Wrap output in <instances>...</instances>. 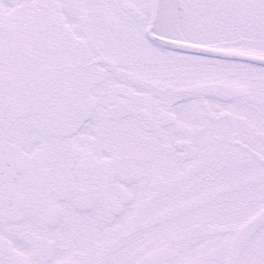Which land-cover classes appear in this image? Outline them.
I'll return each instance as SVG.
<instances>
[{"label":"snow or ice","instance_id":"6c2138e0","mask_svg":"<svg viewBox=\"0 0 264 264\" xmlns=\"http://www.w3.org/2000/svg\"><path fill=\"white\" fill-rule=\"evenodd\" d=\"M0 264H264V0H0Z\"/></svg>","mask_w":264,"mask_h":264}]
</instances>
